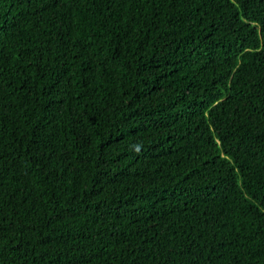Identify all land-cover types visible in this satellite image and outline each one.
<instances>
[{
  "label": "trees",
  "instance_id": "obj_1",
  "mask_svg": "<svg viewBox=\"0 0 264 264\" xmlns=\"http://www.w3.org/2000/svg\"><path fill=\"white\" fill-rule=\"evenodd\" d=\"M0 264H264V0H0Z\"/></svg>",
  "mask_w": 264,
  "mask_h": 264
}]
</instances>
